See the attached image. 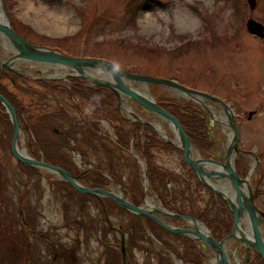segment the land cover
Returning a JSON list of instances; mask_svg holds the SVG:
<instances>
[{"label": "rangeland", "instance_id": "374dc122", "mask_svg": "<svg viewBox=\"0 0 264 264\" xmlns=\"http://www.w3.org/2000/svg\"><path fill=\"white\" fill-rule=\"evenodd\" d=\"M151 1L153 3L148 7L138 4L139 10L132 17L131 0H3L10 22L12 20L17 27L18 24L27 27L32 33H23L32 43L46 47L61 46L77 56L84 48L87 55L101 57L134 73L173 78L189 89L226 100L239 127V149L251 150L258 159L257 165L252 157L236 156L235 166L239 167L238 162L245 176L252 174L249 180L252 188L260 176L259 194L254 205L258 210H264V38H255L245 29L247 19L264 26V0H257L253 11L249 10L246 0ZM91 25L95 29L90 30L86 38L84 29L88 32ZM10 56L11 53L7 55L0 47V57L7 59ZM20 64L16 63L32 73L27 69L29 65ZM52 73L54 71L49 74ZM57 82L62 87L66 86L65 82ZM20 86L25 91L30 88L44 94V97L38 94L25 96L22 98L24 102L30 99L31 103L44 105L47 114L58 111L61 121L76 123L75 128L60 126V133L55 124L50 126L47 120H41L40 124L36 121L31 123L33 137H36L49 163L72 174L75 166L84 173L97 171L101 174L102 171L104 178L111 179L112 176L116 179V183L113 181L108 185L111 191L118 193V185L121 187L122 184L134 191L131 195L133 200L136 197V200L144 199L140 165L130 152L111 145L112 131L108 125L103 123L102 128L109 139L98 134L99 138L91 139L92 144L88 145L84 135L86 132L92 134L84 127L82 118L90 119L89 107L77 112L70 107L65 94L52 89L45 92L43 87L28 80L20 82ZM149 91L156 98V93ZM157 91L166 93L177 102L184 100L163 87H158ZM207 105L215 113L222 111L217 104L211 102ZM120 106L122 115L131 120L126 110L129 103L121 99ZM130 108L137 117L160 125L164 135L174 142V134L165 122L133 101ZM209 122L208 133L214 142L211 158L223 162L230 137L210 116ZM21 139L24 148L26 136L21 135ZM0 164V169L7 171L0 177V199L7 198L9 202L0 205V241L5 240L4 235L10 240L25 239L19 232L21 218L6 213L5 208L14 209L15 205L17 209L21 197L22 208L28 206L31 209V206V210L38 211L25 215L28 227L44 237L31 238L34 254L30 255L28 264H52L50 257L54 252H60L61 246H65V252L66 247L73 248L75 260L59 257L53 264H176L175 261L177 264L179 261L183 264H211L214 261V255L202 242L195 244L197 256L187 239L165 236L150 227L167 246L161 242L160 245L151 240L153 234L147 225L148 233L143 231L142 235L137 232L129 236L125 228L126 216L118 210L110 208L103 218L93 200L75 194L54 174L42 170L37 171L38 174L25 173L2 150ZM155 168L166 174L167 201L176 206L184 205L189 213L195 214L196 208L197 211L202 210L208 196L204 191L196 190L180 154L157 151ZM147 193L152 202L159 203L151 190ZM4 206L7 207L2 209ZM105 224L113 231L108 232ZM178 226L189 227V223L182 222ZM261 230L264 234V225ZM25 235L28 240L27 233ZM227 245L230 263L241 264L243 251L236 250L239 243L228 242ZM199 251L204 257L202 260ZM10 260L9 251L0 249V264H20Z\"/></svg>", "mask_w": 264, "mask_h": 264}, {"label": "water", "instance_id": "95a60500", "mask_svg": "<svg viewBox=\"0 0 264 264\" xmlns=\"http://www.w3.org/2000/svg\"><path fill=\"white\" fill-rule=\"evenodd\" d=\"M256 3L257 0H246V4L251 11L255 9ZM246 30L253 36L264 38V26L253 19L247 20ZM0 35L4 37L9 47L12 49V56L9 58L3 59L0 57L1 69L6 68L24 78L38 81H48L55 78L45 77L42 75L31 76L26 74L24 70L18 68L16 63H32L34 65L44 66L52 65L58 68L66 69L71 71V73L66 75V77L73 76L84 78L90 81L94 86L112 90L118 97L120 109V100L125 97L126 101L130 105H132V101H134L136 104L163 122L167 123L168 127L174 134L178 145H175L163 135H161L162 138L165 141L172 143L174 147L182 152V159L184 163L191 168L200 184L221 198L228 206L233 217L231 231L228 236L218 241L213 238L210 231L204 226V224L199 222L196 218L173 214L159 206L147 204L145 199L142 205H133L126 198H124L121 193L117 194L104 188L86 187L79 183V177L72 175L68 171L42 160L39 161L33 159L28 154L24 153V149L19 148L18 138L21 128L18 123L15 110L12 105L0 94V106L7 114L12 129L10 152L17 162L35 171L43 170L50 174H54L62 181L70 185L75 191L84 195L93 196L100 203H102V198L112 201L125 212L135 216L142 227L144 226L142 220L147 219L170 234L184 237L191 241L202 242L214 254L216 264H231L227 255V250L225 249L228 242H237L239 245L236 247V250H244L245 253L243 255L242 264L245 261L246 252L249 248L253 250L264 263V242L260 225L261 223L264 224V214L259 212L253 205V192L251 185L249 184V175L242 178L236 173L234 168V158L236 156L251 155L255 158V155L251 152L240 151L238 149L237 126L233 122L234 115L232 110L226 103L217 97L197 90L189 89L174 80L130 73L106 60L99 58H74L66 56L59 51L48 47L35 45L13 31L3 0H0ZM94 71L101 73L102 77L95 76ZM60 79L65 80V78ZM126 83L142 84L147 88L150 85L162 86L165 89L180 95L185 100L192 101L199 105L212 117V120L217 126H225L230 129L232 134L224 153V161L219 162L213 158H192L191 149L194 145L186 135L179 121L160 107L155 100H150L144 97L135 90L129 88ZM209 102H215L221 107L224 115V122H219L216 118H214L207 106V103ZM131 117L133 121H138L152 126L153 129L159 133L158 131L160 128L158 129V127L153 123L137 118L134 114H131ZM142 170L144 173L145 183H147L145 167H142ZM217 181L225 182L231 187V196H229V193L222 191L216 185ZM244 214L247 218L251 234L250 236H247V234H245L240 227V222ZM161 217L189 223V227L185 228L169 225L164 222ZM197 224H201L206 232L203 233L199 231ZM143 229L145 230L144 227Z\"/></svg>", "mask_w": 264, "mask_h": 264}, {"label": "trees", "instance_id": "16d2710c", "mask_svg": "<svg viewBox=\"0 0 264 264\" xmlns=\"http://www.w3.org/2000/svg\"><path fill=\"white\" fill-rule=\"evenodd\" d=\"M140 3L144 5V7L145 6L148 7L153 2L151 0H131L129 7L131 10L132 17H134L136 11L139 10L138 4ZM19 25L20 24H18L17 27L16 23H14L11 20L12 29L18 35L29 40L28 36L23 32H27V33H32V32L29 31L27 27L19 26ZM94 29L95 28L92 25L89 27L88 32L87 29H84L86 38L90 34L89 31L90 30L93 31ZM52 49L60 50V52H62L63 54L72 57H79V58L95 57L94 55L92 56L87 55L86 50L84 48L83 49L81 48V50H79L80 53L78 56L61 46L52 47ZM128 71L134 73V71L130 69ZM22 81H27V79L5 68L2 69L0 68V94L14 108L18 122L27 136L26 146L28 148V151L33 158L38 160L40 158V152L41 153L43 152L39 148L40 144L37 142L36 137H33V133L31 130V123L36 121L37 123L40 124L41 120H47L50 126L52 125V123L55 124V126L58 128L59 133L61 132L60 126L68 125L70 128H75L76 123L73 124L71 122L68 123L63 120L61 121L60 119L61 117L57 116L58 111H50L51 114H47L46 107L44 105L31 103L32 100L30 99L28 100L29 103L24 102L22 98H25V96L31 97V95L38 94L39 96L44 97V94H40L37 92V90H32L30 88H26L27 89L26 91L23 90L22 87L20 86V82ZM28 81L43 87L45 92L48 89H52L60 94H65L70 103V107L77 112H81L82 108L85 106L89 107L90 119L87 120L86 118H82L84 120L83 121L84 127L92 134L90 135L89 133L86 132V134L84 135L88 141V145L92 144L91 139L99 138V136H97L98 133H103L104 134L103 136L108 138V134L103 132L102 124L104 123L108 125L112 131V136L114 139V142L113 143L111 142L112 146L115 145L116 148L124 150L125 152H127L129 149H132L136 154H138L141 158L144 159L149 189L153 192V194L156 197V200L160 202L163 208H165L166 210H168L173 214L189 215L196 218L198 221H200L206 226V228L210 231L213 238L218 241L230 234L233 218L227 205L221 198L216 196L212 191L203 187L198 181L196 175L183 161H182L183 164L187 168L186 169L187 175H189L190 178L193 180L196 190L204 191L208 196L209 200L203 206L202 210L197 211L196 208L197 213L195 211V214L192 213L191 211L190 213L186 212L184 209L185 208L184 205H180L182 206L180 207L173 205L172 201H167L168 190L164 181V178L166 179V174H162L161 172L156 170L155 155L156 152L159 150L176 152L180 155H182V153L180 150L173 147L169 142H166L162 138H160L150 125L142 124L139 122H133L125 119L118 107V97L114 92H112L107 88L92 86L88 80L79 77H69L68 88L62 87L60 83H57L55 81L54 82L31 81V80ZM58 85L61 87H59ZM157 88L158 86L155 85L149 86V89L153 90L154 93H156L155 97L157 104L161 106L165 111L173 115L179 121L185 133L190 138L191 142H193L194 146L198 149L201 156L208 157L214 145L210 137V134L208 133L209 123H210L208 115L204 114L201 108L195 103L185 100H182L181 102H177L176 99L169 97L166 93H159L157 91ZM0 127H1L0 150L6 152V155L11 156L10 153L11 126L8 120V116L1 106H0ZM5 128H6V135H4ZM2 140H4V143H2ZM44 160L47 161L45 157ZM134 163L136 164L135 161ZM17 164H18L17 166L25 173L27 170H29L27 167L21 165L20 163ZM237 164L239 165V167L235 166V170L237 174H239L242 177L245 176V172L241 171V164H239L238 162ZM6 172H7L6 169L1 168L0 177H2L3 174ZM73 174L78 176L79 181L83 185L89 188H104L108 185V180L104 178L101 174H99L97 171L84 173L82 170H79L75 166V173ZM110 178L112 181L116 183V179L114 177L110 176ZM63 184L66 185L71 190H73L68 184L65 183ZM124 188L127 190L126 193ZM121 189L123 195L127 197L129 201H131L134 205H139L142 202V199L136 200L137 197L136 199H134L135 200L134 201L133 198L131 197V195L134 194V191L129 190L125 185L121 184ZM73 191L75 192V194L79 196L87 197L90 201L93 200L94 204L99 209H101L99 203L92 197L77 193L75 190ZM142 194H143V187H142L141 197L143 196ZM106 203L110 205L112 204V202L110 201H106L105 205ZM110 208L112 207H109L107 209L110 211ZM114 208L118 210L121 214L126 216L125 228L128 231L129 236L130 235L133 236V234H136L137 232H139L141 235L142 233H144L142 227L139 225L137 219L133 215L126 213L118 206H115ZM107 209L105 208L106 212L108 213ZM144 222H145V226L147 225L150 231H151L150 227H153L155 228V230L159 232V234L164 233L165 236H173L176 238H181L179 236H175L164 231L163 229H161L160 227L156 226L154 223L148 220H144ZM104 223L106 222L104 221ZM105 225L108 232L113 231V229L109 227L108 224ZM151 233L159 242H161L164 246H167L165 241H161L156 237L159 235H157L153 231H151ZM7 240L10 239H7L6 237V241ZM147 241L151 243L150 239L149 240L147 239ZM186 241L191 245V250H193V252L197 256H199L195 244L188 239ZM199 254H200V259L201 260L202 258L204 259L200 251ZM10 257L11 260H15L20 264H22V261H24L23 256L21 254L14 255L10 252ZM243 264H264V263L251 249H249L246 253V259Z\"/></svg>", "mask_w": 264, "mask_h": 264}, {"label": "flooded vegetation", "instance_id": "af4514ba", "mask_svg": "<svg viewBox=\"0 0 264 264\" xmlns=\"http://www.w3.org/2000/svg\"><path fill=\"white\" fill-rule=\"evenodd\" d=\"M255 191H256L255 192V194H256L258 192V188ZM7 195L9 197L10 194H7ZM19 201H20V203L18 204L17 209H16L15 205L13 206L14 209L5 208L7 206L2 207V209L5 208L4 211L6 213H8L10 215H15L16 214L17 216H19L21 218L20 220H21L22 224L19 226V228L21 229L22 232L21 231H19V232H20V234H22L24 236L25 240H22L23 242L21 240H18V241H16V240H14V241L7 240L6 241V237L7 236L4 235V239L5 240L0 241V244H2L0 249H4L5 248V249H7L9 251V253L11 252L14 255L21 254L23 256V259H24V261H22V264H28L26 262L29 260L30 255L34 254V245H33V242L31 241V238L42 239L44 237H43V234L36 233L33 228L28 227V224L25 222L26 221L25 220V218H26L25 215L26 214L28 216L29 215H33L32 212H34V210H31L32 209L31 206H30L31 209H29L28 206H27V208L26 207L22 208L23 199L21 197L19 198ZM4 204H9L7 198L0 199V205L3 206ZM103 206H104V204H103ZM105 206H108V207H106V209L109 208V207H112V208L115 207V205L113 203L111 205L106 203ZM28 211H31V213H28ZM35 212H38V211L35 210ZM262 212H264V210ZM65 227L68 229L69 226L66 225ZM25 233H27L28 240H26ZM36 234H38V236H36ZM7 239H9V238L7 237ZM22 243H23V245H22ZM61 247H62V250L60 252H54L53 256L50 257L52 264L59 257H61V258L63 257V260H65V259L68 260L69 258H72V260H75V257L73 256L75 254V251H73L74 250L73 248H67L66 247V252H65L64 251L65 246H61ZM46 252H47V249H46Z\"/></svg>", "mask_w": 264, "mask_h": 264}, {"label": "bare ground", "instance_id": "6f19581e", "mask_svg": "<svg viewBox=\"0 0 264 264\" xmlns=\"http://www.w3.org/2000/svg\"><path fill=\"white\" fill-rule=\"evenodd\" d=\"M0 46L6 52L7 55L12 52V49L9 47L7 41L1 35H0ZM39 67H40V69H42V71L45 73V75H49V73H50L49 71L54 70L55 72L52 73V76H50V77L61 78L65 74V72H60L58 69H55L54 67H47V66H39ZM31 68L33 70L34 69H37V67H35V66H33ZM95 76L98 77V75H95ZM99 76L102 77V75H99ZM126 85L129 86V88H131V89L135 90L136 92H138L139 94L143 95L144 97H146V98H148L150 100H155L153 98V96L151 95V93L149 92L148 88L145 85H142V84H134V83H126ZM122 100L123 101H126L125 97H123ZM209 103H211V102H209ZM129 106L128 107L126 106L127 107L126 110H127L128 114L129 115L134 114V113H131L132 111H131V108ZM208 109L211 111V113L214 116V118H216L219 122H224V115H223V112L222 111L219 112V113H215L209 106H208ZM157 127H158V129L160 128V130H159L160 134L164 135L163 134V130L160 127V125H157ZM222 127H223V129H225V132L227 133V135L229 137H231V134H232L231 130L228 129V128H226L225 126H222ZM174 144L175 145H178L177 140H174ZM24 153H27L25 149H24ZM191 157L192 158H195V159H198L200 157V155L198 154V152H197V150L195 148H192L191 149ZM232 160H233V158H232ZM216 185L222 191H224L226 193H229V196H231V187L228 184H226L225 182H222V181H217ZM145 201H146L147 204H150L151 201H152V198H151V196L148 195V193L145 195ZM240 227L243 230V232H245V234H247V236H250L251 235L250 234V229H249V226H248V223H247V218H246V215L245 214L243 215V217L241 219ZM197 228L199 229V231H201L203 233L206 232L205 229H204V227L201 224H197ZM261 232H262V230H261ZM262 236H263V242H264V234H262ZM225 249L228 250L229 249V246L226 245ZM211 264H216L215 260L212 261Z\"/></svg>", "mask_w": 264, "mask_h": 264}]
</instances>
